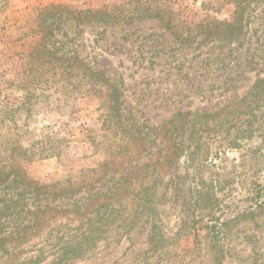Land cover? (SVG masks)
Returning <instances> with one entry per match:
<instances>
[{
  "label": "rangeland",
  "instance_id": "1",
  "mask_svg": "<svg viewBox=\"0 0 264 264\" xmlns=\"http://www.w3.org/2000/svg\"><path fill=\"white\" fill-rule=\"evenodd\" d=\"M134 1L0 0V173L8 175L0 179V238L7 239L0 264H55L62 243L54 237L53 204L37 187L99 178L104 192L126 190L119 196L126 212L69 264H264V204L238 215L264 187V107L238 148L197 147V171L186 155L167 157L159 173L139 170L160 148L159 159L168 156L169 142L159 137L134 157L125 135L105 123L113 89L130 122L153 134L178 114L212 113L240 100L264 79V0L245 1V29L232 43L207 35L232 21L237 0H169L172 31L158 18L114 25L74 19L104 7L133 10ZM46 28L55 30L42 41L54 58L33 53ZM209 148L206 163L200 154ZM129 165L139 167L127 174ZM140 182L156 208L161 235L154 239L153 217L144 203L131 202Z\"/></svg>",
  "mask_w": 264,
  "mask_h": 264
},
{
  "label": "trees",
  "instance_id": "2",
  "mask_svg": "<svg viewBox=\"0 0 264 264\" xmlns=\"http://www.w3.org/2000/svg\"><path fill=\"white\" fill-rule=\"evenodd\" d=\"M131 2L133 0H130ZM246 0L236 1V11L232 21H225L217 24V26L207 36H215L218 41L228 40L230 43L237 42L242 36L245 29L244 11L246 9ZM132 4L133 10H120L113 8L110 10L108 7L88 10L85 12L77 13V17H74L78 23L88 24H103L114 25L131 23L135 20H144L149 18H158L167 30H173L174 20L171 17L173 10L170 6L169 0H135ZM130 7V6H129ZM73 15V14H72ZM65 18L64 20H66ZM56 20L59 23L62 21L61 16H58ZM55 30L52 28H46V32H40L43 37L39 40L33 53L37 51L42 52L44 56L54 58V54L49 52L48 46L42 44L44 38H54ZM40 55V53H38ZM31 53L28 54L29 58ZM111 100H108V112L105 123L108 128L114 127L120 134L125 135L124 146L135 148L134 157H141L148 146L156 145L157 140L161 137V142L165 144L169 142V151L171 153L163 158L159 159L160 153H163V149L160 148L158 158L156 160H147V163L143 164L144 168L151 170L153 174L159 173L162 167L165 165L167 157L171 158L172 162L176 157L186 155L187 162L194 165L193 171H197L195 163L197 160V147L199 149L203 146H208L221 142L222 148L235 149L246 138H251V125L254 124V120L257 118V114L262 111L264 107V79H258L250 90L240 100L233 101L216 112L203 113V114H178L174 119L167 122L160 129L155 128V133L151 131H145L140 129L139 126L130 122V118L122 112L120 96L117 89H113L111 92ZM192 124L191 129H186L188 123ZM258 123L254 124L258 127ZM250 126V127H249ZM138 127V128H136ZM197 127V130L195 129ZM249 127L242 130V128ZM233 128V135L226 136V132L229 133ZM230 135V134H228ZM226 136V137H224ZM159 141V140H158ZM161 144V143H160ZM195 146V151L190 152V149ZM122 147V146H121ZM218 153V152H217ZM216 153V155H217ZM26 155V154H25ZM163 155V154H162ZM214 154L211 149L206 152H202L200 157L206 163L209 157ZM170 161V159H169ZM112 165V164H111ZM123 163L119 168H123ZM189 165V168H191ZM114 168L116 165H112ZM106 167V165H105ZM127 174L130 171L138 169L137 166H128ZM129 171V172H128ZM6 173V172H5ZM0 173V179L5 180L3 177H8L7 174ZM159 174L153 178V187L155 188L159 183ZM7 179V178H6ZM114 180L109 178V181ZM102 178L94 180L92 182L81 181L79 184H72L62 186L61 184L45 185L37 187L38 195L48 196L51 200L53 220L56 222L54 229L55 240H61V245L56 250L55 264H69L73 263L82 257L90 248L93 247L96 240H101L111 226L118 222L120 214H124L126 210H120V206L125 201L123 197L119 200V196L126 195V190L123 188H115L112 192H104L100 187L96 188V183H100ZM143 181V180H142ZM98 187V186H97ZM102 187V185H101ZM136 187L139 190L136 192V197L131 202H136V205L141 206L144 203L146 210L150 214L153 222L152 230L155 231L152 239L159 237L158 220L155 218L156 208L152 199L149 196H144V185L140 182ZM128 188L131 189L130 185ZM121 192L119 194V190ZM259 191L252 198L249 196L248 201L253 202V206H249L240 216H246L253 214L254 208L262 207L264 204L262 192L263 186H259ZM129 190H127L128 192ZM147 191V190H145ZM136 199V200H135ZM120 205V206H119ZM45 214V212H43ZM65 218L67 222L61 221ZM46 219H42V223L45 224ZM215 237L220 234L217 226L210 228ZM7 240L4 237L0 238V242Z\"/></svg>",
  "mask_w": 264,
  "mask_h": 264
}]
</instances>
